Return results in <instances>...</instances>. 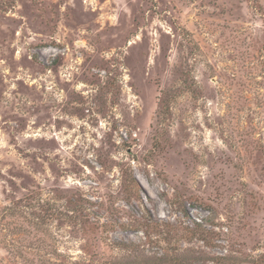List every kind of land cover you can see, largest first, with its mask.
Returning a JSON list of instances; mask_svg holds the SVG:
<instances>
[{"label": "rangeland", "instance_id": "374dc122", "mask_svg": "<svg viewBox=\"0 0 264 264\" xmlns=\"http://www.w3.org/2000/svg\"><path fill=\"white\" fill-rule=\"evenodd\" d=\"M0 264H264V0H0Z\"/></svg>", "mask_w": 264, "mask_h": 264}]
</instances>
